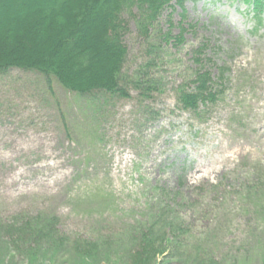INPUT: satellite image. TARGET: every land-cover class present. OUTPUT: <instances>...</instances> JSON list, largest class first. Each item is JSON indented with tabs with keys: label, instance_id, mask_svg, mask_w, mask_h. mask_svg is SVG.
<instances>
[{
	"label": "rangeland",
	"instance_id": "obj_1",
	"mask_svg": "<svg viewBox=\"0 0 264 264\" xmlns=\"http://www.w3.org/2000/svg\"><path fill=\"white\" fill-rule=\"evenodd\" d=\"M23 1L0 0V12ZM177 2L147 40L133 22L125 39L123 73L145 76L148 97L128 85V97L88 99L35 72L0 74V221L54 216L62 234L83 239L139 237L158 224L173 235L169 264H192L196 250L264 264V7L259 24L252 1ZM181 28V45L162 40ZM201 46L215 76L230 71L221 100L194 114L178 93ZM13 252L0 233V264H29ZM43 252L39 264H78L69 251Z\"/></svg>",
	"mask_w": 264,
	"mask_h": 264
},
{
	"label": "trees",
	"instance_id": "obj_2",
	"mask_svg": "<svg viewBox=\"0 0 264 264\" xmlns=\"http://www.w3.org/2000/svg\"><path fill=\"white\" fill-rule=\"evenodd\" d=\"M172 1L24 0L22 6L0 12V74L13 69L35 72L48 83L56 81L68 92L88 99L98 93L128 97V85L148 97L151 89L145 76L128 78L123 73L128 53L125 39L133 22L139 36L147 40L157 31L165 11L173 8ZM182 1L177 2L181 7ZM232 1H252L257 18L264 7V0ZM181 29L176 37L171 32L161 34L162 40L169 43L175 39L181 45L185 32ZM193 62L196 69L180 88L178 104L187 112L199 114L200 106L215 105L221 100V85L230 69L218 67L215 76L208 66L211 60L205 58L204 46L193 51ZM58 227L57 217L45 215H22L9 224L0 221V233L5 234L10 250L29 264L46 259L44 250L53 258L69 251L78 264H101L105 261H98L101 254L102 259L124 257L122 264H169L178 259L168 248L173 245L169 239L173 235L159 233L158 224L144 228L139 237L137 233L123 239V235L113 239L74 238L62 234ZM112 247L126 250L123 255H113ZM205 252L196 250L186 257L192 264H222L212 252Z\"/></svg>",
	"mask_w": 264,
	"mask_h": 264
}]
</instances>
